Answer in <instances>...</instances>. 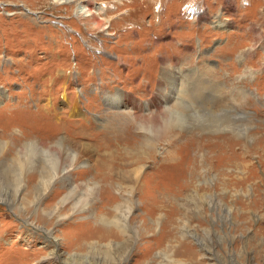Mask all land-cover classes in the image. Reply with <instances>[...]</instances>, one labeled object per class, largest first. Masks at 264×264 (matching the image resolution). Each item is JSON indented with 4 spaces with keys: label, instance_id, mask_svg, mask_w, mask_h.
Instances as JSON below:
<instances>
[{
    "label": "rangeland",
    "instance_id": "obj_1",
    "mask_svg": "<svg viewBox=\"0 0 264 264\" xmlns=\"http://www.w3.org/2000/svg\"><path fill=\"white\" fill-rule=\"evenodd\" d=\"M100 160L140 188L114 174L121 190L85 198ZM1 165L69 176L39 198L38 175L19 197L0 185V264H70L75 232L125 201L129 233L93 264H264V0H0Z\"/></svg>",
    "mask_w": 264,
    "mask_h": 264
},
{
    "label": "bare ground",
    "instance_id": "obj_2",
    "mask_svg": "<svg viewBox=\"0 0 264 264\" xmlns=\"http://www.w3.org/2000/svg\"><path fill=\"white\" fill-rule=\"evenodd\" d=\"M64 1H68V0H64ZM79 9H80V12L79 13L86 12L87 10H90L86 6H79ZM89 14H91V13L90 12H86V15H89ZM97 23L98 22L96 21L95 24H97ZM171 69H170L169 65L166 66L163 63V68H162V71H161V75L165 76L164 78H167L168 79L169 78L168 76L169 75L171 76V73H170V70ZM163 76H161V77H163ZM170 86H173L174 87V84L172 83V85H170ZM201 89L202 88H200L199 89V92L196 93V95H197L198 98L201 97V94H200ZM179 92L182 93L183 90L180 89ZM185 97H186V95L184 94V98ZM175 106H178V104H176ZM118 115H119L118 117L121 116V117H123V119H125V117H127L126 115H123V114L121 115L120 113ZM163 116H164V114H163ZM178 116H179V113L178 112H175V113H172L171 111H167L166 112V116H165V120H164V124H163L164 130H162V132H161L162 134L161 135H164V134L168 135V132L166 131V129H169V127H171L174 124V122H175L174 118L175 117L178 118ZM127 118H129V117H127ZM129 122H124L123 121V122L117 123L115 125H111V123H110V125L107 124L106 127H105V129H104V132L101 134L100 138L98 139V142L100 143L99 146L102 145V142H103V145L105 143H107L110 146L111 143H112L111 141L118 140V137L117 136H118L119 132H121V134L123 135V126H125L127 123L130 124ZM102 152H104V151H102ZM111 154L112 153H109V154L108 153H106V154L103 153V154H99L98 156H99V158H102V155L108 157V156H111ZM104 161L105 160H100V162H99L100 168H104L103 167L104 166ZM107 161H109V160H107ZM108 165L110 167V164H108ZM1 166L3 168H0V185L3 186V187H7L10 190H12L13 193H14V197H16V196L19 197V195L21 194V192L24 190V188H23L24 187V181L23 180L28 181V179H33L34 176L36 177L38 175V177H37L38 178L37 179L38 180V184L37 185H31V187L36 186L35 188L38 189V193L37 194H38V198H39V197H43L46 194V191L49 189V187L54 182V180L56 181V179L57 178L60 179V177H62L61 180H64L65 179L64 178L65 176L66 177L69 176V170L62 171L63 176H62L61 172L59 174V173L56 172V170L53 171V170H50V168L49 169L46 168V170H44L41 173H38L37 175L35 173H33L32 171H30L29 173H27V174L24 175L23 172L16 171V166L15 167H12L11 169L9 167H6L5 168L4 165H1ZM99 170H101V169H99ZM114 174L116 175L117 178L120 179V180L118 179L119 182L126 181L127 180V181L132 182V183H137L136 189L137 188L138 189L140 188V181L138 180V176L136 174H132L131 171H127V170H125V171H119V170L118 171H113V169L107 170V169L104 168L103 171L95 172V173L92 174V177H94V178L96 176H98V175H102L101 176V178H102V181L101 182L103 184H101L99 188L98 187L95 188L93 185H91V186L87 185L85 191H86V193L88 195L85 198H90L91 197V198H94L93 200H95L96 198L93 195L95 194L96 191H101L103 193H110L111 192V189H113L115 187V185H114L115 182L112 181ZM25 176H26V178H25ZM69 179L66 178L65 184H67V181ZM115 184L118 185V187L116 186L117 190H121L123 188V186H121V184L120 185L117 184V183H115ZM63 186H65V185H63ZM73 191L76 194L77 191L76 190H73ZM89 191H92V192H89ZM74 192H69L64 198L60 199L56 203V207H55L54 211H52L53 212L52 214H55L57 211H59V209L68 200H72V199L75 200L76 197H75ZM103 193H102V195H103ZM108 197H110V196H108ZM50 198H52V196ZM101 198H103V196ZM82 200H83V198L81 197V198H79L74 203L76 205H78V204H80L82 202ZM107 200H110L111 201V199H107ZM92 203H93V201H92ZM101 203L108 204V202H106L104 200H101ZM126 206H127V201H125L123 204H121V203L118 202L113 207L114 210L117 212L118 215L116 214V217L115 218H113L110 221H106V223L103 222V221H105V218L104 219H101L100 218V220H99L98 217H96L97 216L96 215L94 217L91 216L92 218L89 221H85L82 224L84 231L82 233L79 232V231H76L75 232L74 238H75V242L76 243L73 242V245H72V246L77 247V249H79V251H82V252H81V254L80 253L75 254L76 253L75 252L74 253L75 255H72V257L69 259L70 260V264H90V262H91V264H93V263H95L94 261H96L97 258H100L102 262H108V261H110L113 258V256L111 254H109L105 250L107 248V246H108V245H106V243L109 240V233H110V231L113 234H117L118 233V235H120V236H122V235L125 236V232H127V231L124 230L126 228H124V225L125 224L123 225V221L125 220V216H126V212H127ZM122 208L126 209V211H123ZM49 214H51V212H48V216H49ZM123 214H124V217H123ZM59 219H62V218H59ZM59 219H57V220L59 221ZM75 223L77 224V222H75ZM97 223H99V225L101 226L100 229H97ZM68 224L69 223H67V225ZM88 228L97 229V231H99V232H97L96 235H93L92 233H89V231H87ZM115 230L117 232H114ZM46 233H47V237L48 238L51 237V235H52V232L51 231L48 230V231H46ZM127 233H129V232H127ZM46 241H49V240H46ZM104 242H106V243L104 244ZM119 246L122 247L123 245L120 244ZM81 248H83L84 250H82ZM103 248H105V249H103ZM116 252L119 253L117 251V248H116ZM98 253H99L100 256L95 257V255H98ZM121 256H120V258H121ZM93 257H95V258H93ZM116 258H119V256L115 257V259ZM102 262H100L99 264H102Z\"/></svg>",
    "mask_w": 264,
    "mask_h": 264
},
{
    "label": "built area",
    "instance_id": "obj_3",
    "mask_svg": "<svg viewBox=\"0 0 264 264\" xmlns=\"http://www.w3.org/2000/svg\"><path fill=\"white\" fill-rule=\"evenodd\" d=\"M183 12L188 16L190 20L195 21L197 19H200L203 15V9L199 5H185Z\"/></svg>",
    "mask_w": 264,
    "mask_h": 264
}]
</instances>
